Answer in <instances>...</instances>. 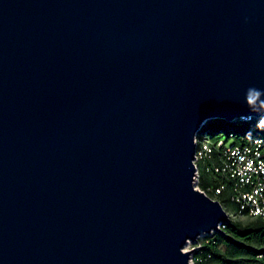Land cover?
Instances as JSON below:
<instances>
[{"label":"water","instance_id":"water-1","mask_svg":"<svg viewBox=\"0 0 264 264\" xmlns=\"http://www.w3.org/2000/svg\"><path fill=\"white\" fill-rule=\"evenodd\" d=\"M250 86L264 0H0V264H191L194 138Z\"/></svg>","mask_w":264,"mask_h":264},{"label":"built area","instance_id":"built-area-1","mask_svg":"<svg viewBox=\"0 0 264 264\" xmlns=\"http://www.w3.org/2000/svg\"><path fill=\"white\" fill-rule=\"evenodd\" d=\"M253 120L255 119L248 121L239 119L233 124L242 126L243 123ZM250 130H252L249 131L251 134L236 135L238 141L232 132L227 135L228 137H224V140L215 142H212L211 136L202 133H198L194 138L195 188L217 202L220 196L229 190L230 202L234 204L235 210L230 213L222 207L228 214V223L237 218L259 219L264 222V125L253 126ZM213 150L219 152L220 165L206 167L205 162L211 159ZM202 171L210 175L216 174L217 182L201 189L199 178ZM227 224L219 225V231L223 232ZM216 233L211 232L209 235L201 236L195 244H192L193 250L190 251L192 261L194 253L200 248L198 240ZM242 264H264V251L255 256L254 262Z\"/></svg>","mask_w":264,"mask_h":264},{"label":"trees","instance_id":"trees-1","mask_svg":"<svg viewBox=\"0 0 264 264\" xmlns=\"http://www.w3.org/2000/svg\"><path fill=\"white\" fill-rule=\"evenodd\" d=\"M258 120H253L249 123H243L242 126H235L239 129H232L224 131V126L227 123L223 120L209 121L203 127L201 133H206L212 137V142L221 140V134L224 137L232 132L235 134V139L238 141L236 135L249 133L250 128L257 124ZM216 136V138H214ZM220 165L219 152L213 150L211 159L205 162L206 167ZM216 174H208L205 171L201 172L199 178V187L205 188L210 183L217 182ZM222 207L228 212L226 205L229 203L235 210V206L230 202V192L227 190L219 198ZM200 248L194 253V264H242L247 262H254L255 256L264 251V222L259 219L249 220L247 224H242L238 221H230L223 232L213 234L208 238H201L198 240ZM226 245L229 250H233L240 256L235 258L228 252H223L221 247Z\"/></svg>","mask_w":264,"mask_h":264},{"label":"clouds","instance_id":"clouds-1","mask_svg":"<svg viewBox=\"0 0 264 264\" xmlns=\"http://www.w3.org/2000/svg\"><path fill=\"white\" fill-rule=\"evenodd\" d=\"M245 102L253 113H262L256 126L264 125V89L257 88L255 86H250L245 91ZM241 120L248 121L251 120V116H241ZM248 134H251L249 132Z\"/></svg>","mask_w":264,"mask_h":264},{"label":"rangeland","instance_id":"rangeland-1","mask_svg":"<svg viewBox=\"0 0 264 264\" xmlns=\"http://www.w3.org/2000/svg\"><path fill=\"white\" fill-rule=\"evenodd\" d=\"M232 129H239V128L235 127L234 124H227V125L224 126V131L232 130ZM221 135H222L221 136V140H224L223 134H221ZM214 138H216V136ZM226 208H227L228 212H230V213L233 211V207L229 203L226 205ZM235 221L241 222L242 224H247L249 222V219H246V218H237ZM259 246L263 247L264 245H259ZM191 250H193V245L191 243H188L184 247V251H191ZM221 250L223 252H228L229 254H232V256L235 257V258H237V257L240 256L239 254H237L233 250H229L226 247V245H223L221 247ZM190 262H191V264H194V262L192 261V257L190 259Z\"/></svg>","mask_w":264,"mask_h":264}]
</instances>
